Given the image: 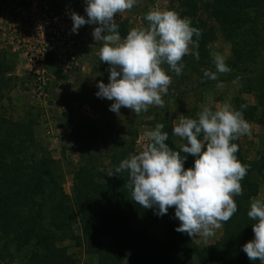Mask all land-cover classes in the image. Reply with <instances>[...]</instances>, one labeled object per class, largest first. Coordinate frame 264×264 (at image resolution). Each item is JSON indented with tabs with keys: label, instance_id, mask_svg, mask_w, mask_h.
Listing matches in <instances>:
<instances>
[{
	"label": "rangeland",
	"instance_id": "374dc122",
	"mask_svg": "<svg viewBox=\"0 0 264 264\" xmlns=\"http://www.w3.org/2000/svg\"><path fill=\"white\" fill-rule=\"evenodd\" d=\"M206 1L197 0L202 6L200 20L206 27L212 26L215 35L209 52L199 56V60L193 55L185 56L179 76L164 66L172 83L168 94L163 97V108L153 106L139 116L123 117L104 107L106 102L113 104V100L96 95L99 82L109 83L107 64L100 61L98 55L102 44L92 35L97 25L85 24L76 33L72 32L73 12L87 19L85 0H0V69L9 67L0 82V145L6 144L8 161L16 155L28 161H52L51 175L56 188H60L58 192L55 190L57 196L54 200L49 196L39 197L43 216L38 223L31 226L22 221L5 230L0 228L1 264H44L45 249L53 255L63 253L68 256L69 264H96V257L90 256L78 243V239L83 241L79 216L67 224L68 220L57 209L59 202L73 205L77 213L75 203L85 195L89 199L95 194L91 183L108 180L107 174L114 168L110 158L112 149L115 151L120 145L124 150L132 145L133 150L127 157L135 154L142 144V133L157 123L164 124L162 131L168 133L172 147L178 149L183 141L173 135L174 123L181 115L195 118L205 104L215 108L229 102L237 110H242L252 131L251 135L237 140L242 157L240 162H252L254 166L248 167L247 175L241 181L243 194L238 197L246 196L243 201L247 205L254 197L264 198V92L260 91L261 85L256 80H251L256 69L264 67V22L255 24L257 36L250 38L251 45L245 46L242 60L237 58L236 75L222 81L207 79L203 70L215 71L211 51L222 54L230 69L231 60L236 57L232 50L234 44L222 36L219 25L203 9ZM154 6L173 9L181 17H187L180 13L178 0H137L130 11L117 14L116 21L128 24L129 29L146 26L144 16ZM253 47L261 48L255 58H251ZM246 70H251L252 74H247ZM227 74H218V78ZM220 83L223 86L217 87ZM87 99L102 106V112L94 110ZM242 105L246 107L241 109ZM8 131H13L12 137L7 136ZM86 153L97 157L91 167L85 162ZM189 156L191 166L184 163L185 169L194 166L195 157ZM84 162L92 175L79 179L75 173ZM48 179V175L44 176L45 182ZM141 208L138 206V214ZM86 209L95 217L101 216L92 204ZM152 209L151 216H157L159 222L151 223L148 218L141 229L150 243L154 240L162 243L163 228L170 224L169 232L177 249L172 254L174 264H199L200 252L222 237L223 224L213 237H190L175 230L180 221L175 218L174 208H169L163 216L156 214L157 208ZM2 223L0 220V225ZM25 229L45 235L54 232L55 236H52L50 246L44 241L36 244L35 237L27 240L24 236L22 231ZM114 243L113 236L104 233L103 229L99 234L100 248L112 250ZM121 264L130 263L124 260Z\"/></svg>",
	"mask_w": 264,
	"mask_h": 264
},
{
	"label": "clouds",
	"instance_id": "9594fccd",
	"mask_svg": "<svg viewBox=\"0 0 264 264\" xmlns=\"http://www.w3.org/2000/svg\"><path fill=\"white\" fill-rule=\"evenodd\" d=\"M87 19L71 14L72 32L85 24L97 25L95 41L102 44L100 61L109 65V83L99 82L98 97L113 100L110 110L119 114L121 107L139 116L150 107L163 108L172 77L184 68L183 58L193 55L199 60L198 39L202 31L192 26L191 18L168 8L154 6L145 14L146 26L132 27L125 37L119 32L116 15L130 11L137 0H85ZM196 37V40L193 37ZM211 49V45L208 46ZM215 71L203 70L207 79L217 80L218 74L231 69L225 57L211 51ZM222 83L217 87H222ZM244 105L241 106L243 109ZM163 123L142 133V144L135 154L123 159L115 173L127 172L131 199L145 209L157 208V215L175 209L180 221L175 230L190 237H213L237 212L236 196L243 194L241 181L248 166L239 161V145L234 141L251 135V125L242 110L223 102L215 108L205 104L195 118L181 115L173 126V135L182 143L173 150L166 141ZM195 157L194 166L185 169L187 159ZM113 173L109 174L112 175ZM247 216L252 223L254 238L243 245L251 261L264 264V198L254 197Z\"/></svg>",
	"mask_w": 264,
	"mask_h": 264
},
{
	"label": "trees",
	"instance_id": "16d2710c",
	"mask_svg": "<svg viewBox=\"0 0 264 264\" xmlns=\"http://www.w3.org/2000/svg\"><path fill=\"white\" fill-rule=\"evenodd\" d=\"M178 7L181 14L192 18V26L202 31V35L197 41L199 48L194 49V51H198L199 56H205L209 52L208 46L212 39L215 38V35L213 34V27L210 25L206 27L205 23L200 20L199 16L202 6L198 5L197 0H178ZM203 9L206 11L208 17L213 18V21L219 25L222 36L234 44L232 50L236 59L231 60V71L226 77H220L216 81L232 78V76L236 75L235 70L237 69V65L235 62L237 58H241L242 60L245 46L247 44L251 45L250 38L257 36L255 24L258 21L264 22V0H208ZM116 23L119 25L120 35L125 37L130 30L128 24L126 25V23L121 21H116ZM193 39L196 40V37L194 36ZM253 48L251 58H255L257 55L255 53L261 49L259 47ZM106 69H109L108 64ZM263 69L264 67L257 68V71L254 72L255 74L251 78V80H256L261 85V92H264ZM8 70L9 67L7 66L1 67L0 82L4 72ZM246 73L252 74V71L246 70ZM80 98L84 99L85 97L81 96ZM87 100V103L94 110L102 112V106L97 105L92 100ZM110 106L111 103L108 102L104 105L108 109H110ZM119 114L123 117H131L135 113L128 108L121 107ZM12 132L8 131L7 136L11 135L12 137ZM237 142V140L234 141V143ZM166 143L172 147L169 136ZM5 147L6 144L3 142L2 146L0 145V220L3 222L0 228L5 230L14 223L19 225L22 221H26L33 226L43 216L40 198L49 196L50 199L54 200L57 196L56 193L58 190L60 191V188H56L53 176L51 175L52 161L46 159H29L28 161L20 155H16L14 159L8 161L6 159L7 153L5 152ZM132 150V145L124 150L120 145L115 147V151L112 149L113 155L110 158L114 168L107 174L108 180L91 183L95 194L89 199L85 195L75 203L74 206L77 208V213H75L76 210L73 205H68L65 201L64 203L59 202L57 209L68 220L67 224H70L72 220L75 221L76 216H79L83 230L81 238L83 241L78 239V243L84 247V250L90 256L96 257V264H121L124 260H127L130 264H174L172 254L175 253L176 244H174L175 241L169 232L170 224H165L166 227L163 228L164 242L162 241L161 243V241L154 240V242L150 243L147 240L149 237L141 228H143V222L148 221V218L151 223L159 222L158 217L154 216V214L151 216L154 212L152 208L145 209L142 207L141 213L138 214L137 209L140 205L131 199L130 190L127 187V172L117 174L114 171ZM173 150H179V148H173ZM82 152V156L84 157V151ZM181 154L187 157L184 162L187 167L191 166L189 154ZM237 157L239 161H242L240 151H238ZM96 159L97 157L92 154L86 153L85 155V162L87 161L90 167ZM85 162L75 173V176L79 179L86 175H92V173H89ZM245 165L248 167L254 166L252 162H247ZM111 173L113 174L109 175ZM46 175L49 176V181L45 182L44 176ZM62 196L64 198L65 195L62 194ZM243 198L234 197L237 203V212L229 221L223 223V234L220 240L210 245L202 253L200 252L198 256L199 264H260L258 260H249L243 251V245L254 238L252 223L255 222L247 216L250 205L245 204ZM91 204L95 206V211L101 214L100 217H95L88 212L86 207ZM57 226L61 227V224H57ZM103 229L104 233H110L114 238L115 243L112 250L105 251L100 248L99 234ZM22 233L26 236L27 240L35 237L37 239L36 244L44 241L46 246H50L51 238L55 236L54 232H49L45 235L29 231V229L23 230ZM182 247L184 248V244ZM43 252L44 264L70 263L69 257L63 253L53 255L47 249L43 250ZM1 262L2 260L0 259V264Z\"/></svg>",
	"mask_w": 264,
	"mask_h": 264
}]
</instances>
